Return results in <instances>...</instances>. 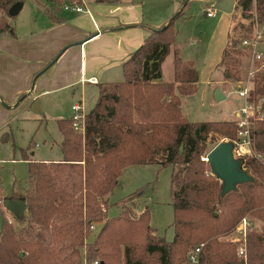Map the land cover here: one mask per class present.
Masks as SVG:
<instances>
[{"label": "trees", "instance_id": "1", "mask_svg": "<svg viewBox=\"0 0 264 264\" xmlns=\"http://www.w3.org/2000/svg\"><path fill=\"white\" fill-rule=\"evenodd\" d=\"M14 1L0 0V35L14 34L13 15L7 13ZM180 13L151 29L122 62L121 80L98 84L83 131L73 128L70 117L57 119L61 158L23 157L25 190L7 197L23 199L26 212L15 218L21 224L17 228L2 217L0 264H116L118 258L123 264H146L147 254L154 256L153 264H172L174 258L190 264L188 252L199 243L198 264H264V164L254 154L240 156L249 179L224 192L222 181L201 159L218 143L208 147L209 136L219 134L233 142L238 124L230 119L190 120L182 113L180 96L195 91L198 72L176 52L174 20ZM230 22L219 61L226 78L237 73L239 48L249 50L241 41L255 37L264 23V0H236ZM171 52L172 74L164 79L163 62ZM258 96H264V72L255 76L249 99L259 103ZM261 108L263 116L252 119L250 132L252 149L264 154V101ZM147 162L171 166V240L153 233L146 207L137 217L125 209L106 214V194L123 167ZM246 213L256 222L247 230L245 255L239 257L236 242L217 238ZM92 220L103 221L88 241ZM139 233L145 254L133 237Z\"/></svg>", "mask_w": 264, "mask_h": 264}, {"label": "rangeland", "instance_id": "2", "mask_svg": "<svg viewBox=\"0 0 264 264\" xmlns=\"http://www.w3.org/2000/svg\"><path fill=\"white\" fill-rule=\"evenodd\" d=\"M20 1L22 2V7L18 13L11 17L12 24L13 18L14 21L21 19L27 11L25 9L28 7V0ZM70 1L74 0H65V2ZM234 1L217 0L215 6L218 13L214 17L205 16L199 11L198 6H192L193 15L189 19L186 18L181 21L180 18H177L176 22H174V26L177 29L176 52L182 58L194 60L199 73L195 91L180 96L182 113L190 120H235L236 116H234V113L243 104V99L238 95L237 89L247 82L248 77L250 84L254 87L255 76L260 72H264V66H262L264 54L260 61L253 62L251 49L249 48L246 52L243 47H238L242 52L237 54L239 59V64L236 66L237 76L231 75L226 78L221 73L223 80L226 79L222 85H215V81L208 80L211 74L214 77L219 76L218 71L222 72V70H214L213 66L218 60L220 51L226 41V27L233 11ZM36 3L41 5L47 3V1L37 0ZM60 6L62 8V4ZM258 32L257 49L264 53V40L261 38L262 32L264 33V23L258 27ZM173 56L174 53L171 52L165 59L163 65L164 78L171 73ZM250 71H252L251 75L249 74ZM220 85L225 89L224 91H222ZM217 87L225 95L220 100H217L214 96ZM48 96L49 101L45 100V96L41 100L39 97L37 98L38 107L42 112L32 111L28 101L24 98L15 107L6 109L9 114L5 127L2 129L0 127V195H9L12 191L24 192L28 176L27 160L23 158L25 155L33 159L42 160H57L61 157V134L57 125L59 116L54 115L53 112L60 109L63 112V116L71 118L73 110L70 106L74 101L77 102L78 99L76 98L77 96H71L67 90L53 92V94H48ZM258 99L261 104L264 101V96H258ZM93 100L94 97L91 90L89 91L88 89L83 99L85 109H90L94 105L95 101ZM45 101L47 102L46 105L44 104ZM52 101L57 104H52ZM83 111L86 112V110ZM221 140L229 139L219 134H212L209 136L208 147ZM235 146L239 147V151L249 150L246 145L239 146V143H235ZM170 175L171 166H161L157 162L126 165L123 167L115 187L106 194V214L113 216L125 209L129 216L137 217L139 212L146 207L149 211V219L146 221L151 224L153 233L163 236L166 240H171L174 235V228L172 225L173 206ZM140 189H142L141 193L131 199L122 201L128 194ZM0 205H2L1 202ZM24 212L26 211L24 210ZM246 214L249 216L248 213ZM1 215L0 212V223L2 220ZM4 217L15 228L21 225L12 214ZM102 221L92 220L88 228V241H93L101 227ZM91 225L93 226L91 227ZM126 228L133 229L130 227ZM231 231L221 234L217 239L230 241L229 236L235 235L233 232L229 235ZM133 237L139 244V252L145 254L146 252L140 246V243H142L141 233L137 234V236L133 234ZM80 250L83 252L84 246H81ZM152 257L154 256L147 254L146 264H153L151 262ZM83 264L86 263L83 262ZM116 264H123L122 258H118ZM172 264H186V260L174 258Z\"/></svg>", "mask_w": 264, "mask_h": 264}, {"label": "crops", "instance_id": "3", "mask_svg": "<svg viewBox=\"0 0 264 264\" xmlns=\"http://www.w3.org/2000/svg\"><path fill=\"white\" fill-rule=\"evenodd\" d=\"M46 1L37 5V0H28L25 15L15 21L13 18L14 34L0 35L1 129L9 114L6 109L15 107L23 98L30 106L38 97L41 100L45 96L49 101L48 94L67 90L71 96H77V102L88 111L83 105L86 91L91 90L95 101L99 83L121 80L122 62L141 45L151 29L165 23L178 11L181 13L174 22L177 18L189 19L193 15L192 6H198L205 16H208L205 8L214 6L216 14L208 17L218 13L217 0H78L88 6L87 11L81 12L61 8L65 0L59 4ZM21 7L22 2L19 10ZM230 20L231 14L226 40ZM222 50L214 70H220ZM182 59L191 61L197 69L194 60ZM218 72L219 76L209 74L208 80L222 85L226 79ZM171 74L172 71L163 78L169 79ZM52 104L57 103L52 101ZM38 112H42L41 109ZM53 113L67 118L60 109ZM7 196L0 195V198ZM0 210L1 217L12 214L2 205Z\"/></svg>", "mask_w": 264, "mask_h": 264}, {"label": "built area", "instance_id": "4", "mask_svg": "<svg viewBox=\"0 0 264 264\" xmlns=\"http://www.w3.org/2000/svg\"><path fill=\"white\" fill-rule=\"evenodd\" d=\"M62 8L67 11L71 12H81V11H87L88 6L83 1H70V2H63ZM205 14L208 16H213L216 14V9L214 6L209 5L205 8ZM259 38V32L257 31V35L252 38H244L241 41V44L244 46H247L251 49V59L253 62H256L258 60H261L263 57V53L257 49V43ZM264 66V63L263 65ZM252 74V71L249 73ZM253 80V78H252ZM253 86L250 84V79L248 77V80L246 83L241 85L238 89V95L242 97L243 104L236 110L234 113V116H236V122L238 124L237 127V134H236V140L233 141L234 143V155L236 157H240L244 154H254L257 156L261 162L264 163V154L256 153L252 149V140H251V132L250 128L253 124L252 119L256 117H262L263 111L261 110V104L255 103L253 100L249 99L250 92ZM71 108L73 110V114L71 116L72 120V126L75 130L83 131L84 130V116L85 112L83 111L82 106L79 102H74L71 105ZM239 140V142H238ZM235 143H239V146L246 145L249 149L248 151H239V147L235 146ZM201 159L207 160V154L201 155ZM243 166V164H242ZM0 198V202H1ZM254 220L248 216L243 215L237 225L232 229V231L229 233V235L233 232L234 236H229L230 241L236 242L238 244V255L239 257L244 256V241L246 237L247 230L249 228H252L254 226ZM93 225H91L92 227ZM203 243L197 244L195 247H193L188 252V261L190 264H198L199 260V251L201 249V246ZM86 263V262H85Z\"/></svg>", "mask_w": 264, "mask_h": 264}, {"label": "water", "instance_id": "5", "mask_svg": "<svg viewBox=\"0 0 264 264\" xmlns=\"http://www.w3.org/2000/svg\"><path fill=\"white\" fill-rule=\"evenodd\" d=\"M20 6L21 1L15 0L8 7L7 13L15 15ZM214 96L217 100L225 97L219 87L215 89ZM30 109L32 111H40L37 99L32 101ZM207 161L211 172L222 181V190L224 192L249 179L250 175L242 166L240 158L234 155V143L231 140H221L212 147L207 153ZM1 204L15 218H20L25 208L24 200L21 198L4 197L1 200Z\"/></svg>", "mask_w": 264, "mask_h": 264}]
</instances>
